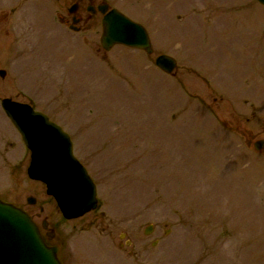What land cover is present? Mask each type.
<instances>
[{"label":"rangeland","instance_id":"374dc122","mask_svg":"<svg viewBox=\"0 0 264 264\" xmlns=\"http://www.w3.org/2000/svg\"><path fill=\"white\" fill-rule=\"evenodd\" d=\"M76 1L0 0V99L21 94L73 137L100 207L64 220L29 161H0V197L49 220L67 264H264V6L99 0L146 27L147 55L105 52L101 16L59 32ZM2 140L25 153L0 103Z\"/></svg>","mask_w":264,"mask_h":264},{"label":"water","instance_id":"95a60500","mask_svg":"<svg viewBox=\"0 0 264 264\" xmlns=\"http://www.w3.org/2000/svg\"><path fill=\"white\" fill-rule=\"evenodd\" d=\"M258 1L264 5V0ZM99 9L105 15L101 45L106 51L123 45L148 54L154 53L150 36L143 25L117 9L109 12L108 6ZM75 10L74 6L70 11ZM155 63L166 74L174 73L178 67L177 60L165 54L158 56ZM3 108L31 151L30 179L46 185L48 195L57 201L63 216L72 220L96 210V185L74 156L69 135L29 105L5 99ZM255 148L261 151L264 141H258ZM29 203L35 204V200L30 198ZM151 231L150 227L146 233ZM0 264H62L58 248L46 244L41 229L29 213L1 198Z\"/></svg>","mask_w":264,"mask_h":264},{"label":"flooded vegetation","instance_id":"af4514ba","mask_svg":"<svg viewBox=\"0 0 264 264\" xmlns=\"http://www.w3.org/2000/svg\"><path fill=\"white\" fill-rule=\"evenodd\" d=\"M98 1L99 0H78L75 3L76 12L72 13V14L68 12V16L65 15V9H62L60 12H58L56 15H54L55 16V27L59 30V32L63 28L72 30L73 32H80L83 29V27H85L86 24L90 20L98 21L97 17H99V16H101L103 19L104 16L99 11V7L103 6V5H109V4H107L105 2L98 3ZM13 10H15V9H13ZM16 49H17L16 51H19L22 48L17 47ZM15 54H16V60H17L18 53L15 52ZM22 54H24V53H22ZM19 58H21V56H19ZM1 71H3V69L0 70V78L4 80L8 73L6 70H4L5 73H4V76H2ZM7 98H11L12 100L17 101V102L28 103L35 110H39L35 106V104L32 103L31 101H28V100L25 101V100L21 99L22 98L21 94H18L16 96V98H13V97H7ZM3 99H0L1 105H2ZM39 111L45 113L42 110H39ZM51 120H53V119H51ZM22 145H23V149H24L25 153L20 158H17V156L13 154L14 151L16 152V148H15L14 143L11 141H5V142L3 140L0 141V161L3 163L4 162H6V163H11V162L12 163H23V161L25 162V161L30 160L31 154L27 150L23 141H22ZM36 218H38V215L36 216ZM42 234H43V237L45 238L46 242L49 245L60 247V249H61L60 250V256H62V252H63L62 246L64 247V244H65V240H64L62 234H59L56 231V229L51 225V223L49 224V226L46 230L45 229L42 230ZM121 246H123V245H121ZM63 262L66 264L65 258H63Z\"/></svg>","mask_w":264,"mask_h":264},{"label":"bare ground","instance_id":"6f19581e","mask_svg":"<svg viewBox=\"0 0 264 264\" xmlns=\"http://www.w3.org/2000/svg\"><path fill=\"white\" fill-rule=\"evenodd\" d=\"M223 165V164H222ZM55 247H57V246H55ZM58 248V250H59V253H60V247H57ZM63 249H64V247L62 246V251H63Z\"/></svg>","mask_w":264,"mask_h":264}]
</instances>
